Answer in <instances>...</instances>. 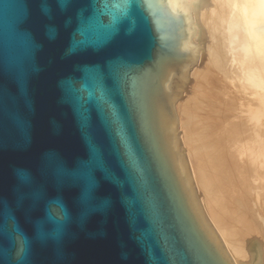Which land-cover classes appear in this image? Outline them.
<instances>
[{"label": "water", "instance_id": "water-1", "mask_svg": "<svg viewBox=\"0 0 264 264\" xmlns=\"http://www.w3.org/2000/svg\"><path fill=\"white\" fill-rule=\"evenodd\" d=\"M167 0H0V264H231L169 99L197 59Z\"/></svg>", "mask_w": 264, "mask_h": 264}, {"label": "bare ground", "instance_id": "bare-ground-1", "mask_svg": "<svg viewBox=\"0 0 264 264\" xmlns=\"http://www.w3.org/2000/svg\"><path fill=\"white\" fill-rule=\"evenodd\" d=\"M195 1L163 5L187 30L180 48L197 57L184 76L193 75L191 87L169 99L190 191L231 264H264V0ZM201 93L214 102L215 131L186 105Z\"/></svg>", "mask_w": 264, "mask_h": 264}, {"label": "rangeland", "instance_id": "rangeland-1", "mask_svg": "<svg viewBox=\"0 0 264 264\" xmlns=\"http://www.w3.org/2000/svg\"><path fill=\"white\" fill-rule=\"evenodd\" d=\"M194 5L196 6L197 9H199L200 5H201V0H196L194 2ZM199 35H200V32L198 33V37H200ZM219 77H221V76L219 75ZM186 78H187V76H186ZM185 80H187V81L185 82ZM185 80H184V83H186V85L184 84L185 86L183 87V89L181 91V96L185 95L186 91H188V89L191 87V85H192L191 82L194 80V77H193V75L190 74L188 76V78L185 79ZM208 86H212V85L208 84ZM221 92H224V88H222L220 90V93ZM202 93L204 94V92H202ZM202 93L199 94L198 99H197V103L194 102L193 99L192 100L191 99H187L186 100V98H185L186 103H187L186 105H192V104L195 105L196 104V106H197L196 107V109H197L196 113H197V115H198V117L200 119V122L202 123V122L206 121V123L205 122L204 123L207 126L209 125L206 128L207 131L208 130L215 131L214 125L207 124V122L208 123L212 122L210 118H215L214 116L212 117L213 114H216V111L214 110V107H213L214 106V102L212 101L210 96L202 95ZM225 97L226 96H224V93L220 94V98L221 99H224ZM208 116H209V118H208ZM186 160H188V164H189V167H190L189 159L187 157H186ZM190 169H191V167H190ZM261 199H262V202L264 203V192L262 193Z\"/></svg>", "mask_w": 264, "mask_h": 264}]
</instances>
